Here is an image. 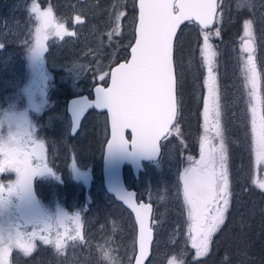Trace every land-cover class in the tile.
<instances>
[{
	"label": "rangeland",
	"instance_id": "374dc122",
	"mask_svg": "<svg viewBox=\"0 0 264 264\" xmlns=\"http://www.w3.org/2000/svg\"><path fill=\"white\" fill-rule=\"evenodd\" d=\"M33 4L41 11L51 8L55 21L74 33L63 39L50 36L46 42L47 51L39 57L32 56L29 51L39 26L31 12ZM120 12L123 16L119 32L110 36L115 16ZM76 17H80V21ZM218 17L219 22L207 30L194 24L182 28L176 55L182 118L179 117L178 124L165 138L162 156L147 164L140 180L136 181L126 172L128 184L137 188L140 197L154 203L155 241L147 264H172L173 259L175 264H254L253 260L257 259L240 250L237 257L230 260L225 257L217 263L210 254L216 245L214 256L220 257L216 255L221 249L218 235L230 232L233 224H238L235 241L240 239L233 244L236 249L237 245L241 246L245 241L242 236L245 225L249 223L240 222L246 209H238L243 206L249 213L255 212L257 208L251 198L257 190L264 191L255 183L264 180V162L256 159L243 70L244 62L251 55L259 73V113L264 109V0H220ZM135 19V0H0V43L4 44L0 48V108L14 102L15 106L27 109L33 128L31 138L43 141L45 163L55 173L35 176V186L41 195L40 214L27 208L26 198L31 190L11 195L5 192V200L0 203V227H19L28 233L39 231L28 223L50 216L57 218L63 211L68 216L79 213L82 236L75 240L65 237V247L57 251L53 244L43 243L38 235L31 254L13 247L8 264H101L97 247L113 236V229L116 254L122 264L132 263L136 232L133 216L106 192L102 182L99 162L108 134L106 116L90 115L77 135L70 137V120L65 117L68 96L64 93H78L92 87L96 81H107L105 73L109 72L111 64L128 54ZM246 21L252 22L251 38L245 35ZM217 29L220 35H210L209 43L215 52L220 125L227 148L232 195L226 220L213 235L209 252L197 256L189 236L190 220L183 201L180 175L200 158V145L205 135L203 101L207 95V68L201 50L204 33H214ZM246 43L252 49L250 53L243 50ZM17 178L14 170L0 172L2 185L7 186ZM236 212L238 218L236 215L233 223ZM67 227V236H75V225L69 223ZM252 230L255 232L254 226ZM57 232L63 234L65 229L54 227L50 237L54 238ZM258 233H263L264 240V232L256 230ZM39 234L49 235L43 231Z\"/></svg>",
	"mask_w": 264,
	"mask_h": 264
},
{
	"label": "snow or ice",
	"instance_id": "6c2138e0",
	"mask_svg": "<svg viewBox=\"0 0 264 264\" xmlns=\"http://www.w3.org/2000/svg\"><path fill=\"white\" fill-rule=\"evenodd\" d=\"M217 7V0H139L138 28L134 46L131 47V60L119 64L111 73H105L111 77L110 87H97L98 98L95 103L111 112V140L107 144L109 155L117 150L126 151L130 155H159V141L171 134L173 121L178 114L177 80L173 63L176 31L184 21L196 22L203 28L218 23ZM31 12L39 22L35 29L34 43L29 49L32 56L39 57L47 51L46 42L50 36L63 39L65 35H74L63 24L55 21L51 8L41 11L38 5L33 4ZM122 16V12L116 14L110 36L119 32ZM76 20L80 21V17H76ZM213 34L219 36L220 32L217 29L214 33H204V46L201 50L207 68V95L203 101L205 135L200 145V158L180 175L183 201L190 220L189 236L197 256H205L209 252L213 235L226 220L232 195L227 148L220 125V97L214 73L215 52L209 43V37ZM245 35L249 38L252 36L251 21L245 22ZM3 47L4 44L0 43V48ZM243 50L248 53L252 51L247 43ZM243 70L252 114L251 131L256 159L257 162H264V109L258 113L261 102L258 95L259 73L251 55L244 62ZM103 78L100 77L101 80ZM85 111L86 107L78 110L74 131L78 129ZM125 129H131L134 133L131 142L125 139ZM175 130L178 132V127ZM30 140L24 146L17 143L0 144V172L14 170L18 173L14 182L7 186L0 184V203L5 200V192L11 195L30 191L36 175L55 174L45 163L43 141H36L31 135ZM72 167H76L75 161ZM255 183L264 189V180ZM114 190L135 211L139 225V258L136 264H143L152 243L153 227L149 222L151 206L136 205L133 193ZM69 223L75 225V236H67ZM54 227H63L65 232H57L51 238ZM34 228L49 235H40L37 230L22 232L19 227L8 233L7 243L0 235V264H8L13 247L31 254L35 248L33 241L38 235L43 243L53 244L58 251L65 247V237L82 239L79 213L68 216L60 211L55 223L49 218L38 221ZM172 264H175V259Z\"/></svg>",
	"mask_w": 264,
	"mask_h": 264
},
{
	"label": "water",
	"instance_id": "95a60500",
	"mask_svg": "<svg viewBox=\"0 0 264 264\" xmlns=\"http://www.w3.org/2000/svg\"><path fill=\"white\" fill-rule=\"evenodd\" d=\"M135 4H136V21H135V25H134V38L128 47V56L125 59L118 60L117 62L112 64L110 69H109V73L114 71L115 68L119 66V64L126 63V62H129L131 60V47L134 46L135 38H136V29L138 28L139 0H135ZM217 5H218V0H217ZM217 10H218V7H217ZM186 22H188V21H184L178 27V29L176 31V35H177L179 29L181 28V26H183ZM196 24L199 25L198 23H196ZM215 24H216V22H214L208 28L214 26ZM199 26L201 28H203L201 25H199ZM203 29H207V28H203ZM176 35H175L174 40H173V63H174L175 76H176V68H175V61H174V45H175ZM110 86H111V77H110V75H108V80H107L106 84H102V83L98 82L92 86V92H93L92 97H89L88 94L83 93V94H78V95L72 96L68 99V101H67V112L69 113L70 121H71L69 131H70L71 135H75L76 132L78 131L79 127H80V123H81L82 119L84 118L85 114L87 113L88 110H90L92 108H94L98 111H104L106 113L107 125H108V135L104 141L103 149H102V156H101L102 179H103V184H104L105 189L110 194H112L113 197L117 201H120L125 207H127L133 215V218H134V221L136 224V235H135V252H134L132 264H136V261L139 258V243H138L139 225H138V221L136 220V215H135L134 209L130 206V204L121 200L119 198V195L117 194V191H115L114 189H120L123 191H127L128 193H133L134 194L133 202L136 205H141V204L150 205L151 206V215L149 218V222L151 224L153 203L151 201L145 200L143 198L138 199L137 198V190L134 187L127 186V183H126L125 177H124V167L126 165H129L131 167L132 172L137 177L140 170L144 169V161L156 159L160 155L162 138L159 141V155H157L155 157H150V156H146V155H130V154H128V152L123 151V150H117L112 155H109V153L107 151V144L111 140V112L108 109H103V108L98 107V105L95 103V101L98 98L97 87L108 88ZM176 95H177V93H176ZM81 107H86V111L84 112V114L82 115V118L79 121L78 129H76V131H74V127H75L76 122H77V120H76L77 112ZM174 121H173V123H174ZM124 136H125V139L129 140V142H131V140L134 139V133H132L131 129H125L124 130ZM28 208L30 211H33V212L38 213V214H40L42 211V206L40 204L38 194L36 193L34 187L32 188V193L28 199ZM153 239H154V228H153V234H152V242H153ZM151 251H152V243L149 247V250H148V253H147L145 259L143 260V264H146L147 260L149 259L150 255H151Z\"/></svg>",
	"mask_w": 264,
	"mask_h": 264
},
{
	"label": "trees",
	"instance_id": "16d2710c",
	"mask_svg": "<svg viewBox=\"0 0 264 264\" xmlns=\"http://www.w3.org/2000/svg\"><path fill=\"white\" fill-rule=\"evenodd\" d=\"M227 31L230 32V29L228 28ZM225 36L228 38L230 37V35L227 33ZM176 55H177V53H176ZM128 169L130 170V168H128ZM240 186H241V184H240ZM254 191H256V190H254ZM263 194H264L263 190H261V191L257 190V192L254 194V197L252 196V198H251L252 200L254 199L253 204H254L255 208H257L255 210V212L249 213V210L243 206H242V208L238 209V211H244L246 209L243 216L241 217L240 222L246 221V223L247 222L249 223V226L247 224L245 225L244 234L242 235L245 241H242V244L240 247L237 245L238 249H236V245L233 244L234 242H238L240 240L239 238L238 239L236 238V241H235V238H234V236L238 234L237 233L238 224H236V225L233 224L231 226L230 232H226L224 234L218 235L219 239L221 238L220 239L221 249H220V252L217 253L216 255L219 254L220 257L214 256L216 245L214 246V249L212 250V252L210 254L212 256V257L210 256L212 259H216L215 262L219 263V262L223 261V258H225V257H227L228 260L233 259V258L237 257V254H238L237 252H240V250H243V252L253 254L257 258V259L253 260L254 264H264L263 233L256 234V230H258V231L261 230L262 232H264V196H263ZM251 206H252V204L249 205V207H251ZM237 213L238 212H236V214L234 215L233 223L235 221V216L237 215ZM236 218H238V215ZM258 222H260V225L258 224ZM227 224H229V223H227ZM252 226H254L255 232H253ZM225 231H227V229H225ZM255 241L257 244L255 243ZM258 243H260L259 247H258Z\"/></svg>",
	"mask_w": 264,
	"mask_h": 264
},
{
	"label": "clouds",
	"instance_id": "9594fccd",
	"mask_svg": "<svg viewBox=\"0 0 264 264\" xmlns=\"http://www.w3.org/2000/svg\"><path fill=\"white\" fill-rule=\"evenodd\" d=\"M30 115L27 109L19 108L10 102L7 107L0 108V144L17 143L24 146L31 142L32 126ZM56 222V218L52 219ZM13 227H0V235L3 236L4 242H8V233L14 232ZM115 229L113 236L108 237L101 245L97 247V256L101 264H122L120 257L116 254ZM58 251V250H57Z\"/></svg>",
	"mask_w": 264,
	"mask_h": 264
},
{
	"label": "flooded vegetation",
	"instance_id": "af4514ba",
	"mask_svg": "<svg viewBox=\"0 0 264 264\" xmlns=\"http://www.w3.org/2000/svg\"><path fill=\"white\" fill-rule=\"evenodd\" d=\"M180 32H181V30H180ZM181 34V33H180ZM179 38V37H178ZM101 82H103V83H105V81H101ZM91 88L92 87H90V88H86V89H83L82 91H80V92H78V93H70V95L68 94V93H64V94H66V96H68L67 98L69 99L70 97H72V96H75V95H78V94H83V93H86V94H88V96H92V90H91ZM178 90H179V86H178ZM178 93H179V97H180V90L178 91ZM68 99H67V101H68ZM180 100L182 101V98L180 97ZM67 101H66V103H65V110H66V119L67 118H69V120H70V116H69V113L67 112ZM180 113V112H179ZM92 114H96V110H94V109H91L90 111H88L87 112V114L84 116V118L82 119V121H81V123H80V127H79V130H78V132L80 131V129L82 128V126L84 125V123H85V121H86V119L90 116V115H92ZM71 122V121H70ZM77 132V133H78ZM77 133L75 134V135H72V136H70V137H74V136H76L77 135ZM35 180V179H34ZM40 197H41V195H40ZM29 198V197H28ZM28 198H26V199H28ZM27 208H28V206H27ZM30 212V211H29ZM50 218L51 219H53L51 216H50ZM38 221H40V220H35V219H33V220H31L28 224H30V225H33L34 227L36 226V224H37V222Z\"/></svg>",
	"mask_w": 264,
	"mask_h": 264
},
{
	"label": "bare ground",
	"instance_id": "6f19581e",
	"mask_svg": "<svg viewBox=\"0 0 264 264\" xmlns=\"http://www.w3.org/2000/svg\"><path fill=\"white\" fill-rule=\"evenodd\" d=\"M176 80H177V83H178V86H179V77H178V73H177V76H176ZM177 100H178V104L181 105V100H180V97H179V94L177 96ZM128 168L131 169V167L128 165ZM152 202V201H151ZM153 203V202H152ZM153 208H154V203H153Z\"/></svg>",
	"mask_w": 264,
	"mask_h": 264
}]
</instances>
